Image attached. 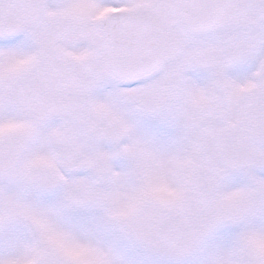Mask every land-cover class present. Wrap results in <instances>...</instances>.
<instances>
[{
  "label": "snow or ice",
  "instance_id": "6c2138e0",
  "mask_svg": "<svg viewBox=\"0 0 264 264\" xmlns=\"http://www.w3.org/2000/svg\"><path fill=\"white\" fill-rule=\"evenodd\" d=\"M0 264H264V0H0Z\"/></svg>",
  "mask_w": 264,
  "mask_h": 264
}]
</instances>
